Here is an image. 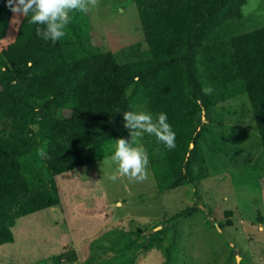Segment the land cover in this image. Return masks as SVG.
Masks as SVG:
<instances>
[{
    "label": "trees",
    "instance_id": "trees-1",
    "mask_svg": "<svg viewBox=\"0 0 264 264\" xmlns=\"http://www.w3.org/2000/svg\"><path fill=\"white\" fill-rule=\"evenodd\" d=\"M246 1L137 0L149 57L120 64L92 45L90 17L78 11L56 43L27 22L19 45L2 47L14 13L0 0V246L14 243L20 218L61 203L59 176L96 162L116 140L131 139L127 111L165 113L175 133L172 150L144 135L148 168L162 190L206 179L205 133L219 124L213 111L227 98L202 84L200 51L215 30L242 19ZM231 44L264 152V28ZM164 233L157 231L150 247L162 249ZM116 241L113 255L86 264H136L144 243L124 232Z\"/></svg>",
    "mask_w": 264,
    "mask_h": 264
},
{
    "label": "rangeland",
    "instance_id": "rangeland-1",
    "mask_svg": "<svg viewBox=\"0 0 264 264\" xmlns=\"http://www.w3.org/2000/svg\"><path fill=\"white\" fill-rule=\"evenodd\" d=\"M87 13L95 48L120 64L149 57L137 0H99ZM242 14L215 30L200 51L202 84L227 98L213 111L219 124L205 133L207 178L162 190L148 168L142 183L124 177L111 182L115 166L103 159L115 143L96 162L58 177L61 203L20 218L14 243L0 246V264H86L113 255L121 232L144 243L136 264H264V152L231 44L235 36L264 28V0H247ZM29 18L15 22L14 14L2 47L19 45ZM182 213L186 217L176 219ZM160 230L166 245L150 247Z\"/></svg>",
    "mask_w": 264,
    "mask_h": 264
},
{
    "label": "clouds",
    "instance_id": "clouds-1",
    "mask_svg": "<svg viewBox=\"0 0 264 264\" xmlns=\"http://www.w3.org/2000/svg\"><path fill=\"white\" fill-rule=\"evenodd\" d=\"M10 10L20 16L29 17V23L38 25L36 35L45 41L56 43L66 35V27L70 23V13L78 11L87 13L89 8L99 6V0H8ZM119 11H123L119 9ZM211 87L205 88V94H210ZM124 126L130 131L131 139L116 140L114 152L103 163L115 170L107 176L111 182L121 177L130 183H142L149 178L148 155L137 140L145 133L154 136L156 142L163 144L166 149L175 148V133L167 122V115L159 113L155 118L146 111H127L123 113ZM38 154L46 155L43 149Z\"/></svg>",
    "mask_w": 264,
    "mask_h": 264
}]
</instances>
